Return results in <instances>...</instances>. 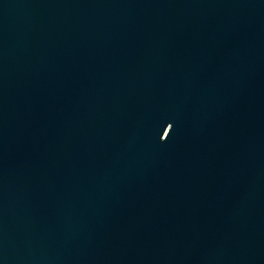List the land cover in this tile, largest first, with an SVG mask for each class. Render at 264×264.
I'll return each mask as SVG.
<instances>
[{
  "label": "water",
  "instance_id": "water-1",
  "mask_svg": "<svg viewBox=\"0 0 264 264\" xmlns=\"http://www.w3.org/2000/svg\"><path fill=\"white\" fill-rule=\"evenodd\" d=\"M0 264H264V0H0Z\"/></svg>",
  "mask_w": 264,
  "mask_h": 264
}]
</instances>
